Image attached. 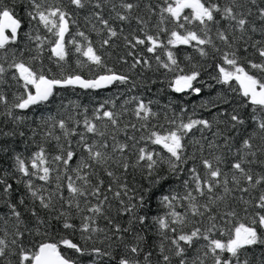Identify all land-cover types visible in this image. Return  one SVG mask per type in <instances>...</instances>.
<instances>
[{
	"label": "snow or ice",
	"instance_id": "snow-or-ice-1",
	"mask_svg": "<svg viewBox=\"0 0 264 264\" xmlns=\"http://www.w3.org/2000/svg\"><path fill=\"white\" fill-rule=\"evenodd\" d=\"M180 46L211 61L223 86L200 105L210 118L172 102L154 111L159 101L138 95L91 113L70 101L55 115L26 114L58 90L132 91L148 72L200 95L205 65L181 61ZM17 141L35 148L25 156ZM255 248L264 0H0V264H264Z\"/></svg>",
	"mask_w": 264,
	"mask_h": 264
},
{
	"label": "trees",
	"instance_id": "trees-1",
	"mask_svg": "<svg viewBox=\"0 0 264 264\" xmlns=\"http://www.w3.org/2000/svg\"><path fill=\"white\" fill-rule=\"evenodd\" d=\"M3 3L10 4L11 0H3ZM15 12L17 16L24 15L20 7H16ZM25 30L28 29L25 28ZM93 38L96 39L94 35ZM177 51L181 61H184V57L186 55H191L193 57L194 63L198 61L199 63L205 65L206 70L202 72V79L205 83L203 86L202 93L200 95H196L190 92L175 93L170 88L167 87V81H165L164 84H161L159 80H157V77H160V73L148 72L146 73L145 77L141 78L142 80H147V83H142L138 85V87L133 89L132 91L128 90L130 85L127 86L116 85L104 90H87V91L80 89L58 90L57 95L51 101V103L34 107L28 110L26 114L29 116L30 119L33 120H38L41 116L55 115L58 111L61 110L62 104L67 105L69 104L70 101L79 103L81 105V108L87 107L89 109V113H91L92 109L96 107L99 103L103 102V100L105 99L108 98L116 99L117 105L119 106L129 97L133 95H138L142 99H144L145 102H147L149 99L153 101H159L158 104H153L152 107L154 111L163 113L164 111H166L165 106L169 105V103L172 102V107L177 112H179L180 108H184L187 110L188 115H192L193 109H195V114L197 117L203 116L204 118H210L209 113L206 110L200 108V105L206 101H210L214 99L217 96V93L222 91L223 86L215 85V81L210 79V75H216V70L214 67L208 68L207 65L211 63V61L202 60L192 47L180 46ZM75 58H76L75 55L70 58V62L73 64V67H75V63H74ZM113 62L114 61H110V63ZM116 67L119 68L120 66L117 65ZM85 75H87L86 71H85ZM149 77L151 79H148ZM160 78L163 79V77ZM151 80H157V83L152 84ZM209 85H215V86L209 87ZM229 95L231 96L233 94L230 93ZM129 107H131V105H129ZM212 114L213 115L216 114L215 109L212 110ZM160 122L161 123L164 122L163 118H161ZM198 137H199V133H197V138ZM13 147L16 148L18 152H22L24 153L25 156H27L29 152L34 150L35 145H28L22 141H17L13 145ZM149 148L154 149L157 152H161V154L163 155H166V153H163V150L158 145H149ZM171 187L178 189L179 185L176 181H173L171 183ZM168 188L169 186L166 185L164 189L165 193H167ZM158 196L159 193L157 194V199ZM157 199H154L152 203L151 212L153 214H156L158 212L162 214L163 209L157 206ZM253 251H255L256 255L259 256L261 252L264 251V248H255L253 249Z\"/></svg>",
	"mask_w": 264,
	"mask_h": 264
}]
</instances>
